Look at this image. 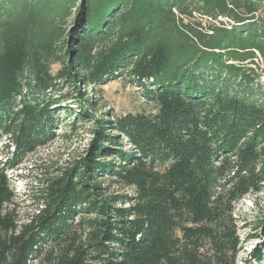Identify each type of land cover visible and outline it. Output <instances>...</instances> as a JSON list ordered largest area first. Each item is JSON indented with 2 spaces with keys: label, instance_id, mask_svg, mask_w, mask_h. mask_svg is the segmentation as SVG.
Listing matches in <instances>:
<instances>
[{
  "label": "trees",
  "instance_id": "1",
  "mask_svg": "<svg viewBox=\"0 0 264 264\" xmlns=\"http://www.w3.org/2000/svg\"><path fill=\"white\" fill-rule=\"evenodd\" d=\"M260 57L264 0H0V264H238L235 204L264 186ZM124 75L153 110L98 116ZM62 114L93 138L22 220L9 171Z\"/></svg>",
  "mask_w": 264,
  "mask_h": 264
},
{
  "label": "rangeland",
  "instance_id": "2",
  "mask_svg": "<svg viewBox=\"0 0 264 264\" xmlns=\"http://www.w3.org/2000/svg\"><path fill=\"white\" fill-rule=\"evenodd\" d=\"M72 10L71 12H73ZM257 61L264 65L259 58ZM261 81L264 82V72ZM100 101L97 115L103 111H112L122 115L128 112L153 110V105L147 103L142 92L127 76L119 77L103 86V92L95 95ZM73 126L69 117L62 114V121L57 125L58 136L48 145L30 154L27 160L16 170L9 171L11 186L17 193V211L22 220L37 208L34 193L46 178L59 173L72 162L85 155L89 142L93 138V123L80 121ZM2 141L0 138V150ZM126 143H128L126 141ZM4 155V153H3ZM118 188H114L116 190ZM236 221L240 245L237 250L238 264L254 261V254L264 251V233L261 220L264 219V186L259 192H252L235 204Z\"/></svg>",
  "mask_w": 264,
  "mask_h": 264
},
{
  "label": "built area",
  "instance_id": "3",
  "mask_svg": "<svg viewBox=\"0 0 264 264\" xmlns=\"http://www.w3.org/2000/svg\"><path fill=\"white\" fill-rule=\"evenodd\" d=\"M194 14L195 15H199V13H197V12H194ZM219 20L223 21L226 24V26L229 27V28H231L233 23H234V21L232 19H230L229 17H226V16L225 17L224 16H220ZM260 59H261L262 62H264L261 57H260ZM257 60H258V58H257ZM262 67H264V65H262Z\"/></svg>",
  "mask_w": 264,
  "mask_h": 264
}]
</instances>
